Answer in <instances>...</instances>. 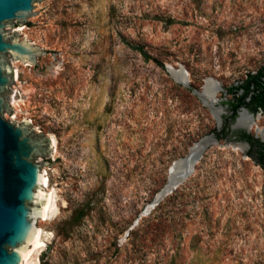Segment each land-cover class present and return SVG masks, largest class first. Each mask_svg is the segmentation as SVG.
<instances>
[{
    "label": "rangeland",
    "instance_id": "1",
    "mask_svg": "<svg viewBox=\"0 0 264 264\" xmlns=\"http://www.w3.org/2000/svg\"><path fill=\"white\" fill-rule=\"evenodd\" d=\"M35 9L31 26L18 22L8 37L46 56L24 67L7 55L17 75L4 99L8 121L55 142L38 163L54 204L29 264H264V168L250 148L225 145L235 130L217 136L231 114L228 89L264 67V0H49ZM165 65L182 67L187 84ZM209 77L220 86V126L192 91ZM246 108L264 128V110ZM209 134L218 143L149 207L172 161Z\"/></svg>",
    "mask_w": 264,
    "mask_h": 264
},
{
    "label": "water",
    "instance_id": "2",
    "mask_svg": "<svg viewBox=\"0 0 264 264\" xmlns=\"http://www.w3.org/2000/svg\"><path fill=\"white\" fill-rule=\"evenodd\" d=\"M47 3L49 0H0V264H29L40 238L41 221L50 212L51 199L44 188L49 180L38 163L51 156L47 149L53 145L35 140L31 126L27 127L28 121L20 124L8 121L7 113L13 115L14 110L4 101L15 72L7 55L24 67H37V58L46 56L30 42L18 38L9 40L8 30L18 22L28 29L37 18L35 6ZM165 68L173 76L172 71L176 68L170 65H165ZM177 70L181 76L178 81L187 84L186 71L182 67ZM192 91L209 106L220 126L222 111H215V101L211 99L214 92L205 93L204 84L201 90ZM242 110L249 112L245 106H240L230 131H249L236 125ZM217 136L209 134L201 137L185 155L172 161L168 167L167 182L149 207L157 204L192 173L205 149L218 143ZM254 137H258L257 133ZM259 138L264 142L262 137ZM229 139L225 140V145L247 149V143L234 137Z\"/></svg>",
    "mask_w": 264,
    "mask_h": 264
},
{
    "label": "trees",
    "instance_id": "3",
    "mask_svg": "<svg viewBox=\"0 0 264 264\" xmlns=\"http://www.w3.org/2000/svg\"><path fill=\"white\" fill-rule=\"evenodd\" d=\"M133 48L144 52L139 46ZM228 90L233 96V100L230 101L231 114L229 118L233 119L236 116L237 109L242 105L249 107L252 111L264 110V67H259L254 72H248L238 85H234ZM224 129L218 132L217 135L225 134L226 130ZM245 136L247 138L251 137L250 134H245ZM257 157L258 163L264 168V152L259 151Z\"/></svg>",
    "mask_w": 264,
    "mask_h": 264
},
{
    "label": "bare ground",
    "instance_id": "4",
    "mask_svg": "<svg viewBox=\"0 0 264 264\" xmlns=\"http://www.w3.org/2000/svg\"><path fill=\"white\" fill-rule=\"evenodd\" d=\"M15 74L17 75V69L15 70ZM172 74H173V77L175 78V80H177V81L180 80L181 76L179 75V71L177 69H174L172 71ZM218 90H220V86L216 82H213L210 79L206 80V82L204 84V92L207 93V94L214 92L213 94H211V99L214 100V101H215V94H216V92ZM246 112L247 111H244V110L239 112V114L237 116V120H236V125L240 126V127H244V128H246L248 130H254L257 133V135H259L260 137H262L264 139V128H260L259 126H254V120L250 119L251 118L250 115L248 113H246ZM50 142H52L51 144L53 146H55V142H54V138L53 137L50 139ZM233 146H238V145H233ZM46 185H47V183L44 186H46ZM48 195H49V197L51 199V206H50V210H51L52 205L54 204L53 203V199H52L53 198L52 197V191L50 193H48ZM49 214H50V212H49ZM47 218H45V219H47ZM40 242H41V229H40V238L38 240V243H37L36 247L38 245H40Z\"/></svg>",
    "mask_w": 264,
    "mask_h": 264
},
{
    "label": "flooded vegetation",
    "instance_id": "5",
    "mask_svg": "<svg viewBox=\"0 0 264 264\" xmlns=\"http://www.w3.org/2000/svg\"><path fill=\"white\" fill-rule=\"evenodd\" d=\"M234 118L231 119V118L227 117V119H225L224 125L222 127V129L225 128L224 130H226V133L224 135H227L228 132L230 131V128H229L230 120H233V122H234ZM249 131L247 132L244 129L235 130L233 132L235 134L234 139L237 140V141H241V142L247 143V148H250L248 150L249 151V154H251L257 161H259L257 156L259 154V151H263L264 152V142L260 140V138H259L260 136L259 135H258V137H254V134L256 132L254 134H250ZM245 134H250L251 137L250 138H247L245 136Z\"/></svg>",
    "mask_w": 264,
    "mask_h": 264
}]
</instances>
